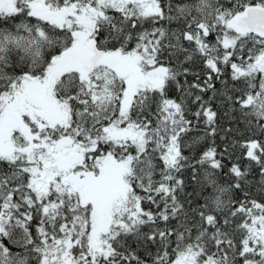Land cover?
I'll return each mask as SVG.
<instances>
[{"label":"snow or ice","instance_id":"6c2138e0","mask_svg":"<svg viewBox=\"0 0 264 264\" xmlns=\"http://www.w3.org/2000/svg\"><path fill=\"white\" fill-rule=\"evenodd\" d=\"M0 264H264V0H0Z\"/></svg>","mask_w":264,"mask_h":264},{"label":"trees","instance_id":"16d2710c","mask_svg":"<svg viewBox=\"0 0 264 264\" xmlns=\"http://www.w3.org/2000/svg\"><path fill=\"white\" fill-rule=\"evenodd\" d=\"M236 156H237V158H238V162H240V163H244V160L242 159L241 154H240L239 151H237Z\"/></svg>","mask_w":264,"mask_h":264}]
</instances>
